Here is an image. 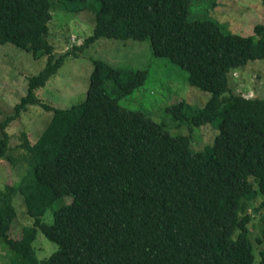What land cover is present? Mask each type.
Segmentation results:
<instances>
[{
  "label": "trees",
  "instance_id": "16d2710c",
  "mask_svg": "<svg viewBox=\"0 0 264 264\" xmlns=\"http://www.w3.org/2000/svg\"><path fill=\"white\" fill-rule=\"evenodd\" d=\"M88 1L96 14L92 34L56 54L47 43L51 7L63 2L79 11ZM190 2L0 0V43L47 56L25 76L19 102L5 109L0 160L10 148L11 122L31 105L52 111L32 142L19 132L28 152L25 173L0 190V241L11 251L6 264H254L252 219L263 244L255 264H264V98L233 93L227 74L264 58V24H255L253 35L227 32L216 20L190 18ZM102 37L149 40L154 54L187 70L190 86L210 92L201 107L178 100L167 111L193 126L217 121L212 143L194 150L190 135H173L143 111L120 105L145 82L146 68L93 58L83 101L67 108L43 103L36 90L65 56ZM17 194L32 223L12 237ZM47 210L50 222L42 220ZM38 229L57 244L45 258L33 244Z\"/></svg>",
  "mask_w": 264,
  "mask_h": 264
},
{
  "label": "rangeland",
  "instance_id": "374dc122",
  "mask_svg": "<svg viewBox=\"0 0 264 264\" xmlns=\"http://www.w3.org/2000/svg\"><path fill=\"white\" fill-rule=\"evenodd\" d=\"M215 5L211 6V4ZM94 7L86 2L79 11L72 6L57 2L51 7V19L48 22L47 43L53 46L56 54L66 51L83 42L92 34ZM190 18L213 19L219 22L224 31L243 36L253 35L255 24H264V0H193L190 2ZM149 40H119L102 37L90 43L76 55L67 54L56 72L48 78L45 86L36 90V95L43 103L54 108H67L85 99L89 84V75L93 68L92 59L101 58L112 65L131 66L147 69L145 82L135 87L120 99V105L143 111L151 119L162 122L171 134L190 135L191 147L201 150L211 144L218 130L217 121L200 126L187 122H177L167 111V106L178 100H186L195 107H201L210 97V92L190 86L187 70L167 57L153 53ZM46 55L35 57L30 51L6 41L0 43V122L4 119L5 109L19 102L26 93V75L38 72L46 62ZM228 83L233 93L244 97L264 98V58L248 60L246 63L232 67L228 71ZM24 84V86H23ZM12 86V89L6 90ZM23 86V87H22ZM52 111L41 106L31 105L18 120L11 122L7 131L9 146L7 157L0 160V190L5 185H12L20 179L27 162V153L22 147L20 131L27 134L30 142L46 128ZM2 133L0 131V138ZM70 197L65 198L69 203ZM260 198L252 204L256 207ZM16 220L9 235L20 236V228L32 223V217L25 212L23 197L17 194L13 198ZM58 206L54 204L52 208ZM42 220H52L51 210H47ZM250 237L254 245L255 259L258 262L259 250L263 244L256 240L259 225L252 219ZM38 257H47L57 244L48 239L38 229L33 241ZM11 251L0 241V264H6ZM252 264V263H251Z\"/></svg>",
  "mask_w": 264,
  "mask_h": 264
}]
</instances>
